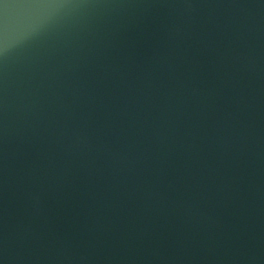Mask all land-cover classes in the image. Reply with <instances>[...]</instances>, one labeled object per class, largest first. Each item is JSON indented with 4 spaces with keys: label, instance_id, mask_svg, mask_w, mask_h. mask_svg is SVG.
<instances>
[{
    "label": "water",
    "instance_id": "obj_1",
    "mask_svg": "<svg viewBox=\"0 0 264 264\" xmlns=\"http://www.w3.org/2000/svg\"><path fill=\"white\" fill-rule=\"evenodd\" d=\"M0 264H264V0H0Z\"/></svg>",
    "mask_w": 264,
    "mask_h": 264
}]
</instances>
